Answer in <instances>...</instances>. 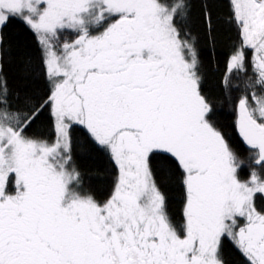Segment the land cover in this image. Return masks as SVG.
<instances>
[{
	"label": "snow or ice",
	"instance_id": "1",
	"mask_svg": "<svg viewBox=\"0 0 264 264\" xmlns=\"http://www.w3.org/2000/svg\"><path fill=\"white\" fill-rule=\"evenodd\" d=\"M230 3L240 43L225 86L233 73H253L235 101L246 179L202 88L183 23L188 0H0V28L19 19L36 35L50 85L39 107L23 111L0 77V264H224L225 238L249 264H264V209L254 202L264 194V0ZM205 19L210 34L207 10ZM64 31L75 38L61 44ZM44 107L54 141L27 134ZM74 126L118 169L104 199L73 165ZM173 167L182 220L169 215L154 174Z\"/></svg>",
	"mask_w": 264,
	"mask_h": 264
},
{
	"label": "trees",
	"instance_id": "2",
	"mask_svg": "<svg viewBox=\"0 0 264 264\" xmlns=\"http://www.w3.org/2000/svg\"><path fill=\"white\" fill-rule=\"evenodd\" d=\"M189 13L183 20L186 30L195 38L199 53L204 92L215 101V120L224 133L230 137L233 147L241 153L245 160L241 178L246 179L250 171L247 157L250 150L240 141L235 131L236 108L235 101L242 95L244 82L253 76L251 67L247 75L233 73L229 77L227 87L228 58L234 46L240 43L239 30L232 20L230 0H188ZM211 15V32L209 34L205 12ZM0 77L7 81L8 89L15 103L23 111H28L25 105L30 102L39 107L46 99L50 85L45 75L43 65L44 51L36 35L19 19L0 28ZM75 33L64 31L60 42L71 41ZM252 50H246L247 60H252ZM251 91V90H250ZM19 97V100H16ZM27 134L49 141H54L56 131L54 118L49 107H44L27 129ZM72 161L81 173L83 188L91 191L98 199L106 198L114 186L118 169L109 153L95 144L81 126L71 130ZM154 174L165 195L166 209L175 220H182L185 202V192L181 183L182 173L178 168H171L163 173ZM254 202L259 209H264V194L257 193ZM222 256L224 264H249V261L236 244L225 238L222 240Z\"/></svg>",
	"mask_w": 264,
	"mask_h": 264
},
{
	"label": "rangeland",
	"instance_id": "3",
	"mask_svg": "<svg viewBox=\"0 0 264 264\" xmlns=\"http://www.w3.org/2000/svg\"><path fill=\"white\" fill-rule=\"evenodd\" d=\"M60 42V41H59ZM61 43V42H60ZM62 44V43H61ZM241 223H243V221L241 220Z\"/></svg>",
	"mask_w": 264,
	"mask_h": 264
}]
</instances>
